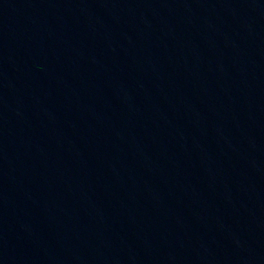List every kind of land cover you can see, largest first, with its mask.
Listing matches in <instances>:
<instances>
[{
	"label": "water",
	"instance_id": "water-1",
	"mask_svg": "<svg viewBox=\"0 0 264 264\" xmlns=\"http://www.w3.org/2000/svg\"><path fill=\"white\" fill-rule=\"evenodd\" d=\"M0 264H264V14L90 150Z\"/></svg>",
	"mask_w": 264,
	"mask_h": 264
}]
</instances>
